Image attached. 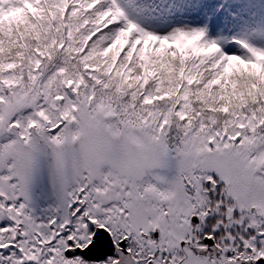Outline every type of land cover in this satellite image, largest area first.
<instances>
[{
    "label": "snow or ice",
    "instance_id": "6c2138e0",
    "mask_svg": "<svg viewBox=\"0 0 264 264\" xmlns=\"http://www.w3.org/2000/svg\"><path fill=\"white\" fill-rule=\"evenodd\" d=\"M0 264H264V0H0Z\"/></svg>",
    "mask_w": 264,
    "mask_h": 264
}]
</instances>
